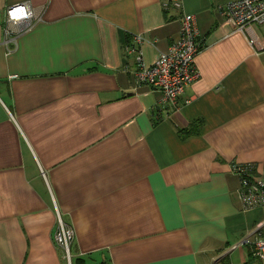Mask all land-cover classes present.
I'll use <instances>...</instances> for the list:
<instances>
[{"label": "crops", "instance_id": "crops-1", "mask_svg": "<svg viewBox=\"0 0 264 264\" xmlns=\"http://www.w3.org/2000/svg\"><path fill=\"white\" fill-rule=\"evenodd\" d=\"M166 0H0V264H260L264 208L243 212L231 164L264 178V24L237 30L232 0H182L201 49L176 106L136 86L179 38ZM40 18L4 46L5 10ZM12 47V46H10Z\"/></svg>", "mask_w": 264, "mask_h": 264}, {"label": "built area", "instance_id": "built-area-1", "mask_svg": "<svg viewBox=\"0 0 264 264\" xmlns=\"http://www.w3.org/2000/svg\"><path fill=\"white\" fill-rule=\"evenodd\" d=\"M5 10L2 21L4 46L9 54L16 46V40L28 32L40 20L29 7L32 16L19 24L10 21L9 12L17 6ZM166 9L180 12L179 38L173 42L166 52L161 53L152 66L143 62L140 49L141 39L135 38V45L127 46L125 52L134 60L133 79L135 85L147 86L161 94L160 105L176 106L185 89L199 79L195 68V58L200 52L201 44L196 27L195 17L183 13L182 0H166ZM221 16L237 30H244L252 24H264V0H232L221 9ZM12 46V47H10ZM232 174L239 180V188L235 195L243 212L264 208V178L258 175L255 164H236L230 166ZM57 214V226L53 235L54 243L61 249L63 259L70 264V245L73 240L72 230ZM239 245L249 246L253 257L264 264V239L247 237Z\"/></svg>", "mask_w": 264, "mask_h": 264}, {"label": "clouds", "instance_id": "clouds-1", "mask_svg": "<svg viewBox=\"0 0 264 264\" xmlns=\"http://www.w3.org/2000/svg\"><path fill=\"white\" fill-rule=\"evenodd\" d=\"M31 16L32 12L27 5L17 6L9 12L10 21L15 24H19L22 20L28 19Z\"/></svg>", "mask_w": 264, "mask_h": 264}, {"label": "rangeland", "instance_id": "rangeland-1", "mask_svg": "<svg viewBox=\"0 0 264 264\" xmlns=\"http://www.w3.org/2000/svg\"><path fill=\"white\" fill-rule=\"evenodd\" d=\"M261 239H264V238H261ZM70 254V264H74V261L72 260V255L71 253L69 252ZM64 261L66 262V264H68V262L64 259Z\"/></svg>", "mask_w": 264, "mask_h": 264}]
</instances>
